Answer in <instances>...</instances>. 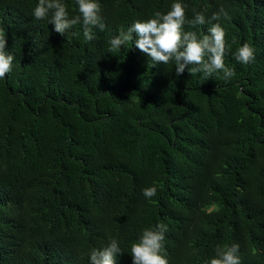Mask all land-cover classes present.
I'll use <instances>...</instances> for the list:
<instances>
[{
	"label": "trees",
	"instance_id": "16d2710c",
	"mask_svg": "<svg viewBox=\"0 0 264 264\" xmlns=\"http://www.w3.org/2000/svg\"><path fill=\"white\" fill-rule=\"evenodd\" d=\"M98 2L106 27L86 41L82 22L62 36L51 16L35 19L38 0H0L14 56L0 79V264H90L110 238L116 264H133L131 245L160 223L169 264H210L232 244L241 264H264V0H179L189 20L193 9L206 19L184 31L225 30L227 82L178 76L135 34L108 52L121 29L177 0ZM244 43L247 65L234 57Z\"/></svg>",
	"mask_w": 264,
	"mask_h": 264
},
{
	"label": "clouds",
	"instance_id": "9594fccd",
	"mask_svg": "<svg viewBox=\"0 0 264 264\" xmlns=\"http://www.w3.org/2000/svg\"><path fill=\"white\" fill-rule=\"evenodd\" d=\"M77 5L80 15L70 17L67 5L62 0H38L33 16L38 20L51 16L49 23L54 25V30L62 36L82 22L85 40L92 41V29L98 27L103 31L106 27L102 22L101 5L98 0H77ZM193 12L194 18L189 20L186 16V6L177 0L166 14L157 11L147 21L138 20L127 31L121 29L118 36L110 39L108 52L113 53L132 41L135 34L136 48L157 64L167 65L174 61L178 76L187 68L191 76L201 74L202 80L222 72L220 78L229 81L234 76V71L224 63V57L230 50L225 30L219 23H215L208 29V34L202 37H198L196 32L184 31L185 24L196 26L206 23L203 12L195 9ZM221 13L227 16L221 9L212 15L211 20L218 21ZM6 44V38L0 34V79L10 73L13 67L14 56L6 52ZM234 57L238 62L247 65L255 60V50L250 44L244 43L234 53ZM156 194V186L143 189V195L149 200ZM167 230V225L163 223L158 224L155 229H145L139 241L131 245L133 264H169L163 254ZM215 251L216 255L210 260V264H241L238 244L218 246ZM123 253L119 242L110 238L106 247L91 251L90 264H116L117 256Z\"/></svg>",
	"mask_w": 264,
	"mask_h": 264
}]
</instances>
